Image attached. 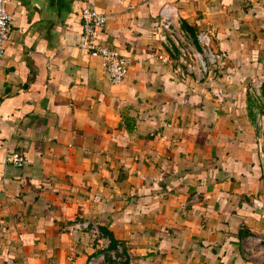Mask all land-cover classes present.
Wrapping results in <instances>:
<instances>
[{
  "label": "crops",
  "instance_id": "1",
  "mask_svg": "<svg viewBox=\"0 0 264 264\" xmlns=\"http://www.w3.org/2000/svg\"><path fill=\"white\" fill-rule=\"evenodd\" d=\"M7 1L0 264H264V127L247 89L264 78V0H68L57 24ZM165 2L225 53L221 100L157 59ZM85 4L129 57L119 82L80 45Z\"/></svg>",
  "mask_w": 264,
  "mask_h": 264
},
{
  "label": "built area",
  "instance_id": "2",
  "mask_svg": "<svg viewBox=\"0 0 264 264\" xmlns=\"http://www.w3.org/2000/svg\"><path fill=\"white\" fill-rule=\"evenodd\" d=\"M77 18L81 28L80 45L89 55L100 59L104 73L111 83L121 81L126 74L129 57L117 47L100 39L98 29L104 24L105 14L92 5L85 4L79 8ZM181 22V17L173 4L165 2L160 6L154 31L160 47L166 50H163V53L156 52L157 59L164 64L171 63L175 77L181 81L191 78L198 83L210 79V66L223 65L225 53L213 47L212 35L208 30H198L192 35ZM10 31L11 14L6 9V0H0V57L10 39ZM174 50L175 57L172 55ZM249 80L257 87L263 80V74H256ZM254 90L258 94V89ZM213 91L219 94L220 89L215 88ZM7 161L17 166L23 162L16 152L9 154ZM95 258L94 255L89 256L85 264H96Z\"/></svg>",
  "mask_w": 264,
  "mask_h": 264
},
{
  "label": "rangeland",
  "instance_id": "3",
  "mask_svg": "<svg viewBox=\"0 0 264 264\" xmlns=\"http://www.w3.org/2000/svg\"><path fill=\"white\" fill-rule=\"evenodd\" d=\"M190 31V30H189ZM192 35H194L197 31H190ZM198 47V46H197ZM176 54L175 50L172 55ZM211 68V78L207 79L205 81L204 87L206 89L211 90V96L213 95L215 99L217 98L218 100H221V85L219 83H213L212 80L216 76L221 75V69L223 68V65H215V66H210ZM220 89L219 94L215 93L213 91L214 89ZM247 89L248 92L250 93L251 100H252V110L255 116L256 122L259 124V127L262 128L264 127V94L262 93V89H264V78L260 82L259 86L256 87V85L251 83V80H248L247 82ZM254 89H258V94L255 93ZM264 131V128L263 130Z\"/></svg>",
  "mask_w": 264,
  "mask_h": 264
},
{
  "label": "water",
  "instance_id": "4",
  "mask_svg": "<svg viewBox=\"0 0 264 264\" xmlns=\"http://www.w3.org/2000/svg\"><path fill=\"white\" fill-rule=\"evenodd\" d=\"M23 6L37 7L41 11H46L51 24L67 21L75 12L68 0H19Z\"/></svg>",
  "mask_w": 264,
  "mask_h": 264
},
{
  "label": "trees",
  "instance_id": "5",
  "mask_svg": "<svg viewBox=\"0 0 264 264\" xmlns=\"http://www.w3.org/2000/svg\"><path fill=\"white\" fill-rule=\"evenodd\" d=\"M181 23H182V26H184L185 28H187V27H186V25H185V24H183V22H181ZM187 29H188V28H187ZM188 30H189V29H188Z\"/></svg>",
  "mask_w": 264,
  "mask_h": 264
},
{
  "label": "flooded vegetation",
  "instance_id": "6",
  "mask_svg": "<svg viewBox=\"0 0 264 264\" xmlns=\"http://www.w3.org/2000/svg\"><path fill=\"white\" fill-rule=\"evenodd\" d=\"M7 2H8V1L6 0V4H7Z\"/></svg>",
  "mask_w": 264,
  "mask_h": 264
}]
</instances>
